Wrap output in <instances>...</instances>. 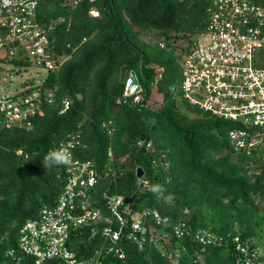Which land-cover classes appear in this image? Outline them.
I'll list each match as a JSON object with an SVG mask.
<instances>
[{"label":"trees","instance_id":"trees-1","mask_svg":"<svg viewBox=\"0 0 264 264\" xmlns=\"http://www.w3.org/2000/svg\"><path fill=\"white\" fill-rule=\"evenodd\" d=\"M208 6L209 0H83L77 6L69 0H40L37 18L46 27L53 23V52L69 58L57 75L48 76L44 85L58 91L53 104H42L44 115L32 120L33 128L0 130V264L17 259L30 264L19 253L20 230L57 202L65 183L64 164L45 168L43 159L77 130L85 147L75 156L97 168L91 195L96 208L108 213L104 194L123 195L132 213L156 210L167 219L145 222L167 237L151 239L148 233L142 248L125 237L114 244L124 257L107 252L111 243L101 232L93 236L91 228L79 229L69 244L79 258L102 250L101 264H245L247 259L264 264V252H259L264 243L263 153L236 151L229 136L238 127L235 122L201 111L174 92L183 57L171 40L203 33ZM92 9L97 17L90 15ZM149 33L161 40L147 42ZM132 71L139 99L133 95L119 102ZM154 92L161 96L158 109L150 106ZM65 97L73 103L60 115ZM106 121H113L111 136L102 128ZM138 141L144 145L137 146ZM138 168L144 171L140 181ZM153 185H162L163 191L154 193ZM180 222L189 230L181 239L174 234ZM200 231L209 232L215 243L195 240ZM44 264L66 263L52 259Z\"/></svg>","mask_w":264,"mask_h":264},{"label":"built area","instance_id":"built-area-1","mask_svg":"<svg viewBox=\"0 0 264 264\" xmlns=\"http://www.w3.org/2000/svg\"><path fill=\"white\" fill-rule=\"evenodd\" d=\"M82 1L69 0L73 6ZM39 2L0 0V54L14 64H32L46 72L38 85L13 96L0 97V130L30 131L33 128L32 120L44 115L42 104H53L58 91L57 86L44 85L48 76L57 75L69 58L53 52L49 39L53 23L46 27L38 21ZM90 15L99 14L92 9ZM207 15L206 30L197 35L192 48L181 60V80L174 92L201 111L235 122L238 127L231 130L229 136L236 151L244 149L248 155L263 153L264 156V0H209ZM161 46L164 47V43ZM139 91V83L135 85L130 75L119 102L133 95L138 100ZM72 103L71 98L65 97L60 115L65 114ZM113 125V121L102 123L108 136L113 134ZM81 136L79 130L70 133L55 148L70 154L68 163L64 164L65 183L57 202L45 206L37 219L27 221L20 230L19 253L22 260L29 258L30 264H44L52 259L66 264H101L102 250L91 257L79 258L70 248L73 234L82 228H91L93 236L101 232L104 240L111 243L107 252L120 257L124 254L114 244L123 237L140 248L148 233L151 239L167 237L151 224L145 225L148 217L156 224L167 219L163 220L156 210L132 213L123 195L104 194L108 213L94 206L91 195L98 173L93 161L75 156L76 150L85 147ZM143 145V141L137 142V146ZM147 147L150 148L151 143ZM108 157L112 159L111 149ZM174 234L179 239L188 235L186 224L178 223ZM195 240L203 245L216 241L207 231L197 233ZM237 249L245 251L241 247ZM12 254L9 252L10 256ZM11 264L24 263L17 259ZM245 264L256 262L247 259Z\"/></svg>","mask_w":264,"mask_h":264},{"label":"rangeland","instance_id":"rangeland-1","mask_svg":"<svg viewBox=\"0 0 264 264\" xmlns=\"http://www.w3.org/2000/svg\"><path fill=\"white\" fill-rule=\"evenodd\" d=\"M196 38L197 35H193L185 39L174 38L171 41L176 48L177 54L183 57L184 50L190 45V41H195ZM144 39L154 44L160 41L161 37L155 33H149ZM45 75L46 72L43 69L35 67L32 64H14L10 63L7 58H4V60H0V97L13 96L26 88H30L32 85H38ZM160 103L161 96L154 92L150 106L153 109H158ZM256 172L258 173L259 171ZM158 244L161 245L160 243ZM263 248L264 243L261 244L260 253L264 252Z\"/></svg>","mask_w":264,"mask_h":264},{"label":"clouds","instance_id":"clouds-1","mask_svg":"<svg viewBox=\"0 0 264 264\" xmlns=\"http://www.w3.org/2000/svg\"><path fill=\"white\" fill-rule=\"evenodd\" d=\"M70 159V154L63 149H53L50 150L43 159V166L45 168L59 166L67 164ZM152 191L154 193H161L163 191L162 185H153Z\"/></svg>","mask_w":264,"mask_h":264},{"label":"water","instance_id":"water-1","mask_svg":"<svg viewBox=\"0 0 264 264\" xmlns=\"http://www.w3.org/2000/svg\"><path fill=\"white\" fill-rule=\"evenodd\" d=\"M131 76H132V78L134 79V83H135V85H138V79H137V76H136L135 71H132V72H131ZM143 174H144L143 169H142V168H138V171H137V176H138V178H142Z\"/></svg>","mask_w":264,"mask_h":264}]
</instances>
